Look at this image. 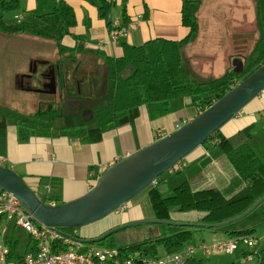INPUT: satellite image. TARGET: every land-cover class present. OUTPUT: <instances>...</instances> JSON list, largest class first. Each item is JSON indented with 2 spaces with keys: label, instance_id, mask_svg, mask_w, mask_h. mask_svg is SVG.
Here are the masks:
<instances>
[{
  "label": "trees",
  "instance_id": "obj_1",
  "mask_svg": "<svg viewBox=\"0 0 264 264\" xmlns=\"http://www.w3.org/2000/svg\"><path fill=\"white\" fill-rule=\"evenodd\" d=\"M89 1L97 8L101 18L108 19L114 6L112 0ZM254 1L257 12L255 39L249 55L243 57L242 70L236 72L230 63L223 74L202 80L193 73L191 51L199 34L198 14L206 0H181V23L187 28L186 35L181 39L154 38L140 46L119 40L122 49L119 57L109 56L99 49L89 50L83 47L81 38L72 32L76 22L73 8L63 0L54 3L48 12L38 15L21 10L20 0H0V33L53 42L57 58L47 62L45 66L55 73L60 101L69 99L99 105L93 112V119L96 127L106 132L114 129L129 112L141 106L146 108L150 120L163 118L170 114V103L178 98H190L198 112L202 113L264 64V0ZM12 11L16 12V22L6 23L3 16ZM122 17L124 26L129 21L125 15ZM108 26L111 31L113 26L110 21ZM66 35L72 36L75 41L71 48L61 42ZM79 55L89 58L88 61L79 58ZM57 110V107L53 108L50 104L42 107L39 103L33 113L11 110L6 117L12 123L20 142H26L31 137L56 135L80 138L86 134L84 124L72 123L55 128V121L61 117L60 110ZM208 140L215 141L220 150L227 149L224 152L229 163L247 185L232 198L226 199L214 187L191 193L188 182L161 192V183L157 180L153 187H147L156 219H168L171 210H211L240 196L251 198L253 203L264 194V138L257 137L246 129L224 137L219 129ZM44 199L45 203L46 200L58 202L57 198L48 196ZM156 228L158 233L153 239L128 247H119L113 235L96 245L116 248L122 257L139 251L137 263L141 262L140 256L159 260L183 255L187 247H199L191 243L192 228L188 225L160 224ZM61 230L72 233L76 228ZM252 231L251 228H245L225 232L230 237L227 240H230L250 237ZM5 240L10 258L20 262L25 255L21 256L16 251L17 241ZM34 247L35 243L30 238L25 253L33 254ZM81 251L85 252L86 249L83 247ZM190 258L191 256L186 257V261ZM255 264H264V257Z\"/></svg>",
  "mask_w": 264,
  "mask_h": 264
},
{
  "label": "crops",
  "instance_id": "obj_2",
  "mask_svg": "<svg viewBox=\"0 0 264 264\" xmlns=\"http://www.w3.org/2000/svg\"><path fill=\"white\" fill-rule=\"evenodd\" d=\"M57 1L20 0V6L25 12L38 15L48 12ZM63 1L73 8L76 22L72 32L73 35L81 38L83 47L89 50L99 49L112 57L122 55L119 40L140 46L154 38L179 40L187 33V28L181 23V0H112L114 6L110 10L108 19L101 18L97 8L89 0ZM256 13L254 0H206L198 14L199 34L191 51V66L196 77L219 76L229 68L230 63L232 65L233 58L242 62L243 57L249 55L255 39ZM122 14L129 21L124 25L128 29V34L123 39L113 41L110 38L108 21L111 23L119 21L122 25ZM221 14H226L229 20L225 19L222 23ZM21 37L28 38L29 36ZM61 42L69 48L75 45L70 35L64 36ZM244 51L247 53L243 54ZM54 58L55 56L31 60L29 72L34 74L37 71H43L46 63L54 61ZM194 60L197 62L194 63ZM200 62L203 63V70L195 74L200 67ZM39 67H41L40 70H38ZM23 70L15 72V77H28L27 74H19ZM51 78L55 81L54 77ZM51 78L47 80V83ZM184 99H187L186 105L183 103ZM170 106V114L160 119L150 120L146 108L141 106L129 112L128 116L121 120L114 129L106 132L96 127L92 130L86 129V134L80 138L54 135L31 137L26 142L19 141L6 114L0 115V165L17 172L32 190L40 193L37 195L34 192L40 199L47 196L58 199V202L46 200L47 204L55 205L77 199L94 186L100 174L107 167L175 131L178 126H182L199 114L190 98L174 99ZM261 128L264 129V91L228 120L220 128V133L224 137H230L239 130L246 129L254 134L255 130L260 131ZM212 142L217 146L215 141ZM206 148L204 144L199 146L180 161L173 171L168 172L171 175L187 172L193 175L192 180L204 176L205 171H210L215 162ZM187 181H180L177 177L170 175L159 180L160 188L163 187L164 190L173 189ZM213 187L220 190L219 187ZM241 199H248V197ZM149 217L156 219L149 189L146 188L105 218L86 227L76 228L73 232L77 238H94L112 228ZM11 221L0 217V230L5 227L4 240L17 241L16 251L20 254L17 250L18 240L15 235L17 226L14 222L11 234L7 233ZM155 229L152 230L156 236L158 232ZM250 237L256 239L253 236ZM229 238L226 236L221 240ZM258 246L257 241L252 247ZM201 253L202 258H197L196 253H193L187 260V264H208L204 263L205 260L209 261L212 256H215V254L207 256L202 251ZM256 253L257 256L242 248L240 253L236 251L233 254L225 253L224 255L230 258L235 256L231 264H248L262 259L263 256L259 252ZM24 255L27 254L24 253Z\"/></svg>",
  "mask_w": 264,
  "mask_h": 264
},
{
  "label": "water",
  "instance_id": "obj_3",
  "mask_svg": "<svg viewBox=\"0 0 264 264\" xmlns=\"http://www.w3.org/2000/svg\"><path fill=\"white\" fill-rule=\"evenodd\" d=\"M236 72L243 63L232 62ZM264 91V64L248 75L227 94L196 117L175 131L161 137L137 152L127 155L107 167L98 177L94 186L83 196L60 204H47L29 187L14 170L0 165V191L11 194L35 222L54 228L62 236L70 237L61 229L79 228L99 221L129 202L133 197L156 183L158 178L170 171L187 155L203 145L228 120ZM43 94H55L53 78L37 90ZM85 122L93 118L90 110L82 113ZM163 189V187H162ZM164 190V189H163ZM264 200V194L240 216L219 224L188 225L192 228L211 229L237 220L257 207ZM187 226L165 220L152 219L127 223L110 229L94 238H78L81 244H97L114 233L139 225Z\"/></svg>",
  "mask_w": 264,
  "mask_h": 264
},
{
  "label": "rangeland",
  "instance_id": "obj_4",
  "mask_svg": "<svg viewBox=\"0 0 264 264\" xmlns=\"http://www.w3.org/2000/svg\"><path fill=\"white\" fill-rule=\"evenodd\" d=\"M15 13L16 12L13 11L6 12L3 16L4 21H6V23H15ZM225 19L229 20V17L226 14L220 17L222 23L225 22ZM244 20L246 21V19ZM246 53V51L243 52V54ZM54 56V59H56V51L53 47V43L50 41L40 42L36 40V38L32 37L26 38L21 36H7L0 33V115H5L11 110H17L25 113H33L39 103L42 104V107H46L50 104L53 106V108L57 107V109L60 110L61 114V117L55 121V128L56 126L78 123L81 125L84 124L87 130L95 129V120L91 119L90 121L85 122L82 113L85 110H92V112H95L99 108V105H97L96 103L69 99L61 102L59 99L57 88L56 93L54 95H48L39 93L37 91H29L26 89L27 87L25 83H23V85H20L18 83L19 78L15 77V72H19L21 69L23 70V68H26L19 74L28 75L30 73L28 68L30 67L31 60H37L41 57L53 58ZM79 58H82L84 61H88L89 59L81 55H79ZM233 59L236 61V58ZM196 62L197 60H194V63ZM199 65L200 67L197 69L195 74H199V71L203 70V63L200 62ZM232 67L235 68L234 66ZM40 69L41 67L38 68V70ZM34 75L35 76L33 77L31 85L34 88H38L41 86L42 82L40 81V72L37 71L36 73H34ZM206 78H213V76L209 75L206 77H201L199 79L202 80ZM183 103L186 105L188 103L187 99H184ZM59 110L57 111L59 112ZM254 134L257 137L264 138V129L261 128L260 131L255 130ZM204 145L207 147L206 151L215 160L212 169L210 171H205L204 176L196 177L194 180H192L191 178H193V175H190L187 172H178L173 175H171L169 172H166L161 175L158 180L164 179L168 175H170L171 177L173 176L175 178L177 177L180 181L188 180V188L191 193L192 191H200L209 187L213 188V186H216L220 188L219 191L226 199L232 198L235 194L240 192L243 189L244 185H247V183L238 176L234 168L229 163L224 152L227 151V149L220 150L217 146L213 144L211 140L206 141ZM165 191L166 190H163L161 188V192ZM34 192L37 193V195H40L39 192ZM240 198L241 196L237 197L236 199H231V201H228L226 205L221 204L211 210L194 211L190 208L184 211L171 210L169 212V218L165 221L185 225L223 223L225 221H229L240 216L252 205V203L250 204L251 198ZM247 205L249 206L245 209ZM149 218L145 220H152V218ZM86 226L87 225L83 227ZM12 227L13 221H11L7 228V233L9 235L11 234L10 231L12 230ZM156 227L157 225L151 224L134 226L114 233L113 237L119 247H128L135 243H140L145 240L153 239L155 236V232L152 229H155ZM245 228L253 229L251 234L258 241L259 246L248 247L240 241L237 243L234 253L236 251L240 253L241 249L244 248V250L250 254L256 255V252H259L260 255L264 257V200L247 215L232 222H229L224 226L211 229L192 228L191 243L195 246L200 245L202 242H205L207 245H212L216 242L223 241L221 240V238L226 237L227 235V232L225 231L231 232ZM151 231H153V233H151ZM155 231H157V228L155 229ZM15 235L18 240L17 250L20 252V255H23L26 250V243L30 239L29 235L23 228L18 226L15 229ZM76 248L78 250H82L83 247L76 246ZM194 253H196L197 258L203 257L201 251H199L198 249ZM217 253H212L211 255L215 254V256H210L211 258L209 259V261L205 260L204 263L231 264V261L235 257L233 256L230 258V256L224 255V252ZM139 254V251L131 253V255L135 257V262L137 261ZM160 255L161 252L159 253V256ZM255 261L256 260L248 264H255ZM140 264L154 263L146 262Z\"/></svg>",
  "mask_w": 264,
  "mask_h": 264
},
{
  "label": "built area",
  "instance_id": "obj_5",
  "mask_svg": "<svg viewBox=\"0 0 264 264\" xmlns=\"http://www.w3.org/2000/svg\"><path fill=\"white\" fill-rule=\"evenodd\" d=\"M112 26L110 38L113 41L127 36V27L122 26L119 21L113 22ZM0 217L6 221L12 220L16 226L23 228L35 243V252L25 255L20 262H17L10 258V250L4 240L5 227H3L0 230V264H137L134 256L122 257L116 248L81 244L74 240L78 239L75 232L67 233L70 237H66L59 234L54 228L37 224L11 194L3 191H0ZM240 241L249 247L255 246L257 243V240L252 237H244L219 241L212 245L203 243L197 249L207 256L217 252L233 254ZM76 246L84 247L86 251L78 250ZM197 249L187 247L183 255L159 260L140 256L141 262L139 263L187 264L186 257H190Z\"/></svg>",
  "mask_w": 264,
  "mask_h": 264
},
{
  "label": "flooded vegetation",
  "instance_id": "obj_6",
  "mask_svg": "<svg viewBox=\"0 0 264 264\" xmlns=\"http://www.w3.org/2000/svg\"><path fill=\"white\" fill-rule=\"evenodd\" d=\"M34 76H35L34 74L30 73V74H28V77L19 78L18 83L20 85H23V83H25V85L27 87L26 89L29 91H36V90H40L42 88V86H44V84L47 83V80L49 78H51V77L55 78L56 77L55 73L52 71V69H50L48 66L47 67L44 66L43 71H40V81H42L41 86L38 88H34L31 85V82H32Z\"/></svg>",
  "mask_w": 264,
  "mask_h": 264
}]
</instances>
